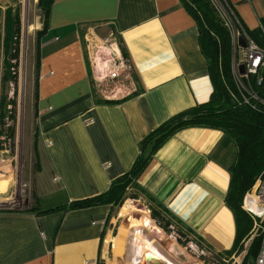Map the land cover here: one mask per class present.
<instances>
[{"label":"crops","instance_id":"crops-1","mask_svg":"<svg viewBox=\"0 0 264 264\" xmlns=\"http://www.w3.org/2000/svg\"><path fill=\"white\" fill-rule=\"evenodd\" d=\"M227 1L260 42L264 0ZM39 27L36 210L31 198L26 210H0V264H100L110 204H68L105 192L129 170L146 135L208 101V60L184 0H53ZM92 35L98 53L111 36L125 47L132 78L124 95L97 94L85 46ZM234 153L222 131L184 127L159 147L137 180L217 253L232 246L235 234L224 203Z\"/></svg>","mask_w":264,"mask_h":264},{"label":"rangeland","instance_id":"rangeland-1","mask_svg":"<svg viewBox=\"0 0 264 264\" xmlns=\"http://www.w3.org/2000/svg\"><path fill=\"white\" fill-rule=\"evenodd\" d=\"M206 1L217 14L218 6L215 8L214 3L221 0ZM40 7V0H0L1 211L26 210L29 207L28 199L31 198V207L34 200L32 179L36 161L34 143L37 132L35 69L38 29L44 13ZM16 17L18 23H15ZM217 19L223 25L218 14ZM92 38L99 40L95 35H92ZM113 39L118 42L111 36L103 40L104 45ZM92 43L95 45L94 41ZM110 53L111 48L105 47L103 52H97V57L101 61L109 59ZM233 63L234 59L231 60L230 53L232 81ZM126 86V82L122 86L112 83L102 84L95 89L100 97H119L127 92ZM262 174L264 170L255 178L241 201L242 210L251 219V227L240 251L226 256L208 250L202 242L197 243V238L174 219H169L168 222L163 218L158 219V224L151 217L146 198L139 192L138 198L127 197L120 205L114 206L112 217L106 221L101 245L103 259L100 264H142L146 252L154 254L163 264H241L252 240L257 238L260 244L264 240V218H253L252 214L244 209L245 202H248L245 200L247 192L257 204L264 200L252 193ZM133 192L135 191L129 190L127 194ZM123 206L126 209H122ZM258 211L259 214L264 212L260 208ZM255 258L250 264H254Z\"/></svg>","mask_w":264,"mask_h":264},{"label":"trees","instance_id":"trees-1","mask_svg":"<svg viewBox=\"0 0 264 264\" xmlns=\"http://www.w3.org/2000/svg\"><path fill=\"white\" fill-rule=\"evenodd\" d=\"M52 2L53 0H40L43 15L46 14ZM184 2L198 24L201 50L209 64V78L213 90L208 101L173 115L146 135L139 144V154L129 170L111 181L105 192L90 198L71 201L67 207L76 209L96 204H110L112 212L114 206L120 205L127 197L138 198L137 193L140 192L148 202L146 206L152 219H155L158 224H160L158 219L163 218L167 222L169 219H174L197 238V243H200L199 237L173 217L164 205L139 185L137 180L155 152L177 130L184 127L217 129L223 132V137L235 148L234 160L227 167L229 183L224 197V203L234 218L235 234L232 246L221 253L231 256L243 248L244 240L251 227V219L241 208L242 198L253 185L255 178L264 170V105L256 104V107L252 108L240 101L239 93L232 81L229 33L219 23L217 14L208 2L206 0H184ZM15 23H18V17ZM120 49L123 56L128 58L122 44ZM100 102L110 101L100 100ZM36 170H38L37 157L34 172ZM129 190L135 192L129 195L127 194ZM122 209L126 208L123 206ZM31 210L36 208L31 207ZM163 228L165 229V226ZM259 245V239L252 240L241 264H250L258 253Z\"/></svg>","mask_w":264,"mask_h":264},{"label":"built area","instance_id":"built-area-1","mask_svg":"<svg viewBox=\"0 0 264 264\" xmlns=\"http://www.w3.org/2000/svg\"><path fill=\"white\" fill-rule=\"evenodd\" d=\"M221 2L217 1L214 4L215 8L218 6V17L223 24L222 26L228 31L229 39L231 38V60L234 59L232 72L240 101L252 108H255L256 104L264 105V28L262 26L260 28L261 41L259 42L245 29L228 1L221 0ZM239 37L244 42L243 46L240 45ZM92 41L93 39L90 37L85 38L94 88L102 84L111 85L112 83H118L122 86L131 78V65L128 58L123 56L120 44L114 40L108 42L105 46L111 48V58L101 61L97 57L98 47L93 45ZM240 66L243 68L242 74L239 72ZM247 193L245 200L248 202H245L244 209L252 214L253 218L261 220L264 218L262 215L264 212L259 214L258 208L264 210V200L257 204ZM252 193L258 195L259 198H264V174L258 178L256 189ZM249 204L256 205L255 211L250 209ZM254 264H264V240L260 244Z\"/></svg>","mask_w":264,"mask_h":264},{"label":"water","instance_id":"water-1","mask_svg":"<svg viewBox=\"0 0 264 264\" xmlns=\"http://www.w3.org/2000/svg\"><path fill=\"white\" fill-rule=\"evenodd\" d=\"M239 42H240L241 46L244 45V42H243L241 37H239ZM239 72H240V74L243 73L242 66H240ZM142 264H163V263H162V261L157 259L154 254H152L150 252H146L145 255H144V259H143Z\"/></svg>","mask_w":264,"mask_h":264},{"label":"bare ground","instance_id":"bare-ground-1","mask_svg":"<svg viewBox=\"0 0 264 264\" xmlns=\"http://www.w3.org/2000/svg\"><path fill=\"white\" fill-rule=\"evenodd\" d=\"M248 206L250 207V209H251L252 211H255L256 205H251V204H249Z\"/></svg>","mask_w":264,"mask_h":264}]
</instances>
